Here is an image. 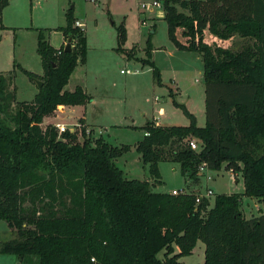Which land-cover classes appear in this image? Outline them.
Returning a JSON list of instances; mask_svg holds the SVG:
<instances>
[{
  "label": "trees",
  "instance_id": "1",
  "mask_svg": "<svg viewBox=\"0 0 264 264\" xmlns=\"http://www.w3.org/2000/svg\"><path fill=\"white\" fill-rule=\"evenodd\" d=\"M9 3L0 0L1 31L7 30L2 16ZM164 13L176 49L203 58L206 125L199 127L170 90L189 125L149 122L142 128L149 135L136 149L150 165L153 183L128 179L116 162L130 147L102 138L92 142L83 118L76 133L42 127L60 106L92 101L80 86L65 90L78 66V47L86 42L70 13L58 31L72 38L75 48L55 49L40 30L43 76L21 68L31 82H43L33 101L17 102L15 69L0 75V220L16 236L1 244V255L22 262L36 257L37 264H185L181 259L202 241L204 264H264V214L245 219L240 195H218L209 209V199L197 205L194 193L153 190L161 182L162 162L178 163L182 176L194 182L202 165L220 171L226 164L242 173L243 195L264 203V0H165ZM207 31L221 40L240 35L253 45L238 52L212 48ZM117 32V52L132 58L124 49L125 25ZM146 55L142 65L153 69L162 86L150 40Z\"/></svg>",
  "mask_w": 264,
  "mask_h": 264
},
{
  "label": "rangeland",
  "instance_id": "2",
  "mask_svg": "<svg viewBox=\"0 0 264 264\" xmlns=\"http://www.w3.org/2000/svg\"><path fill=\"white\" fill-rule=\"evenodd\" d=\"M155 1L160 2L162 7L147 10L143 8ZM164 1L18 0L5 12L4 25L9 31L3 33L0 43V72L16 70L19 99L28 101L32 97L33 82L21 68L36 67L39 31L46 34L44 29L65 27L69 13L75 21L84 23L86 42L78 47L80 56L77 72L82 71L89 78L91 95L97 100V104L88 109L90 127H86L87 135L92 142L102 138L114 147L129 146L130 150L117 160V166L128 179L151 183L150 165L144 162L136 149L138 142L144 137L142 128L149 122L162 126L189 125L183 109L174 106L169 96L170 90L177 102L185 105L196 117L198 126L206 125L203 58L197 53L177 50L170 41L167 23L159 20L160 14L164 13ZM122 24L127 30L124 49L130 51L132 58L117 52V29ZM154 26L155 33L152 35ZM58 29L51 33L55 44L61 41L62 35ZM178 36L182 42L186 41L181 36V31H178ZM149 40L153 47V61L161 73L162 86L156 83L153 69L142 65L143 61L148 60L146 51ZM205 41L212 48L219 46L231 52L242 51L253 45L252 40L244 39L240 35L221 40L210 35L208 31ZM72 46L75 48L73 40ZM62 111V108H58L52 118L43 122L42 127L54 125L58 128L60 125L71 132L82 130V108L77 111L67 109L61 113ZM79 138L84 141L83 137ZM226 166L225 164L220 171L205 169L199 174L198 181L194 182L182 176L178 163L162 162L159 164L161 183L157 182L153 190L159 193L186 190L203 198L208 190H212L214 196L209 198V209L213 207L216 196L237 194L241 196V211L245 219L263 215L264 203L243 195L242 173L232 168L227 169ZM14 238L15 232L5 221L0 220V246ZM205 249V244L199 241L192 255L183 257L181 262L204 264ZM163 257L164 252H161L159 258ZM27 260L22 262L14 255L0 254V264L38 263L36 257Z\"/></svg>",
  "mask_w": 264,
  "mask_h": 264
},
{
  "label": "crops",
  "instance_id": "3",
  "mask_svg": "<svg viewBox=\"0 0 264 264\" xmlns=\"http://www.w3.org/2000/svg\"><path fill=\"white\" fill-rule=\"evenodd\" d=\"M18 0H10V3H9V5L3 10V16H2V22H3V25H4V21H5V19H6V14H5V12L6 11H8L12 6H14L15 4H16V2H17ZM164 16H165V13H163V14H160V17H159V20H164ZM78 23H80L81 25H82V29L84 30L85 29V24L84 23H81V22H79V21H77ZM156 25V24H155ZM5 26V25H4ZM16 26H19V25H16ZM6 27V26H5ZM7 28V27H6ZM58 28H62V27H58ZM58 28H52V29H44V30H46V34H45V36H46V38H47V40L49 41V43L55 48V49H57V50H59V49H61V48H65L66 46H67V44H68V42H69V39H66L65 37H64V35H63V33L62 32H60L61 33V41H60V43L59 44H55V42L54 41H52V35H51V33L52 32H54V31H56ZM14 30V29H13ZM9 30H3V31H1L0 30V36L2 37V39H3V33L5 32V33H7ZM85 31V30H84ZM86 32V31H85ZM39 36V35H38ZM2 39H1V41H2ZM1 41H0V43H1ZM37 48H38V38H37ZM72 48H73V46H72ZM155 51V50H154ZM181 52H184V51H181ZM37 55H38V52H37ZM14 68H15V65H14ZM28 69H26V68H24L23 67V69L24 70H26V71H28V72H31V73H33V74H36V75H38V76H43V74H44V70H43V65H42V61H41V58H40V56L38 55V58H37V64H36V67L35 68H29V67H27ZM78 67L76 68V70L74 71V73L72 74V76H71V79H70V81H69V84L67 85V87L65 88V90L67 89V91H70V92H73L77 87H82L85 91H86V93L88 94V95H90L91 97H92V101H91V103H89L87 106H74V107H70V106H61V107H59V108H62L63 109V111L61 112V113H63V112H65L67 109H69V110H72V111H77L78 109H80V108H82L83 109V112H82V116H81V118H83L84 120H85V122H86V125L87 126H89L90 127V124H89V122H88V109H89V107L91 106V105H96L97 104V100H96V98H94L92 95H91V91H90V84H89V78H86L85 76H86V74H84L82 71L81 72H77L78 70ZM13 70V69H12ZM12 70H9V71H1L0 72V75L1 74H5V73H8V72H10V71H12ZM17 73V72H16ZM122 73H124V71H122ZM102 78V77H101ZM102 81H103V78H102ZM171 82H174V81H171ZM174 84H176L175 82H174ZM15 85H16V87H17V91H16V96H17V102H31V101H33L34 99H35V97H36V95L38 94V92H39V88H38V86H37V84L36 83H33V86H31V88L33 89L32 90V97L31 98H29L28 99V101L27 100H24V101H21L20 99H19V92H20V90H19V86H18V84H17V76H16V80H15ZM84 113V114H83ZM50 118H52V117H47V118H45L44 119V121H46V120H48V119H50ZM157 125H160V124H158V123H156ZM199 127H202V126H199ZM205 127V126H204ZM144 136H145V133H144ZM161 183V182H160Z\"/></svg>",
  "mask_w": 264,
  "mask_h": 264
},
{
  "label": "built area",
  "instance_id": "4",
  "mask_svg": "<svg viewBox=\"0 0 264 264\" xmlns=\"http://www.w3.org/2000/svg\"><path fill=\"white\" fill-rule=\"evenodd\" d=\"M152 7L161 8L162 6H161V3L157 2V1L153 2L152 5L149 4V5H144L143 6V8L145 10L151 9ZM76 26L82 29V25L80 23L76 22ZM58 129L60 130L59 131L60 134L68 131V130H65V126H60V125H58ZM69 131L71 132V130H69ZM71 133H76V132H74V130H72ZM145 135H149V134L145 133ZM191 147H192L193 150H198L199 149V145L195 141H193L191 143ZM205 169H208V167L204 164V165H202L200 167L199 174L201 173V171H204ZM170 194H172L173 196H178V195L189 194V193L186 192V190H173ZM213 196H214V192L212 190H208L207 194L205 195V198L209 199L210 197H213ZM202 199H203V197L197 195V198H196L197 205L200 204Z\"/></svg>",
  "mask_w": 264,
  "mask_h": 264
},
{
  "label": "water",
  "instance_id": "5",
  "mask_svg": "<svg viewBox=\"0 0 264 264\" xmlns=\"http://www.w3.org/2000/svg\"><path fill=\"white\" fill-rule=\"evenodd\" d=\"M64 50L66 53H70L73 50L72 49V38L69 39V42H68V44ZM36 84H37L39 89H41L43 87V82H41V81H37Z\"/></svg>",
  "mask_w": 264,
  "mask_h": 264
}]
</instances>
